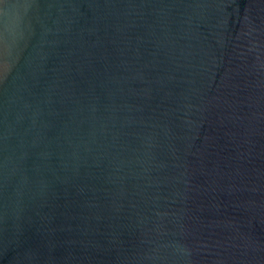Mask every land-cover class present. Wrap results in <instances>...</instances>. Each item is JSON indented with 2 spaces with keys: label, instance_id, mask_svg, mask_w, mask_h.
<instances>
[{
  "label": "water",
  "instance_id": "1",
  "mask_svg": "<svg viewBox=\"0 0 264 264\" xmlns=\"http://www.w3.org/2000/svg\"><path fill=\"white\" fill-rule=\"evenodd\" d=\"M0 264H264V0H0Z\"/></svg>",
  "mask_w": 264,
  "mask_h": 264
}]
</instances>
